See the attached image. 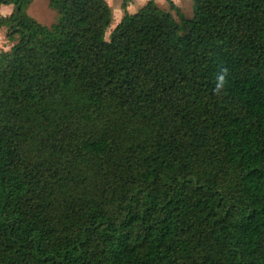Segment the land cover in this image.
Segmentation results:
<instances>
[{"label":"trees","instance_id":"16d2710c","mask_svg":"<svg viewBox=\"0 0 264 264\" xmlns=\"http://www.w3.org/2000/svg\"><path fill=\"white\" fill-rule=\"evenodd\" d=\"M166 1L0 0V264H264V0Z\"/></svg>","mask_w":264,"mask_h":264},{"label":"rangeland","instance_id":"374dc122","mask_svg":"<svg viewBox=\"0 0 264 264\" xmlns=\"http://www.w3.org/2000/svg\"><path fill=\"white\" fill-rule=\"evenodd\" d=\"M111 6L112 12V22L109 28L105 32V39H108L110 30L112 29L113 24L118 20V14L121 13V3L122 0H107ZM147 0H129L128 6L131 10L138 9L141 7ZM157 5L165 10H169L174 18L179 21V17L176 14L175 10L169 9V4L166 0H154ZM175 4L179 7L180 11L184 14L185 17L192 16V0H173ZM13 7V5H10ZM121 10V11H120ZM26 12L32 16L36 21L46 26H50L57 19V12L50 7L48 0H31V2L26 7ZM2 14V13H0ZM7 27H0V50H8L11 44L16 41L18 38L15 35L12 39H8L6 36Z\"/></svg>","mask_w":264,"mask_h":264},{"label":"crops","instance_id":"0c3cea01","mask_svg":"<svg viewBox=\"0 0 264 264\" xmlns=\"http://www.w3.org/2000/svg\"><path fill=\"white\" fill-rule=\"evenodd\" d=\"M11 4H1L0 5V13H2L1 15L2 16H8L11 12H12V10H13V7H11L10 6ZM134 10H131L130 9V7L127 5V11L129 12V13H133V12H135L137 9H135V8H133ZM122 10V9H121ZM120 10V11H121ZM122 13H123V11H121V13L119 12V14H118V20H117V22L120 20V18H121V16H122ZM116 22V23H117ZM115 23V24H116ZM115 24H113V25H115Z\"/></svg>","mask_w":264,"mask_h":264},{"label":"clouds","instance_id":"9594fccd","mask_svg":"<svg viewBox=\"0 0 264 264\" xmlns=\"http://www.w3.org/2000/svg\"><path fill=\"white\" fill-rule=\"evenodd\" d=\"M219 79H220L221 82L223 81V77L222 76Z\"/></svg>","mask_w":264,"mask_h":264}]
</instances>
